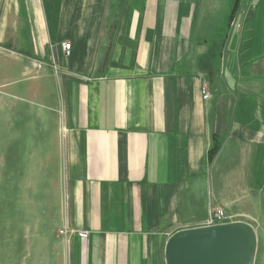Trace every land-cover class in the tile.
<instances>
[{
  "label": "crops",
  "instance_id": "crops-1",
  "mask_svg": "<svg viewBox=\"0 0 264 264\" xmlns=\"http://www.w3.org/2000/svg\"><path fill=\"white\" fill-rule=\"evenodd\" d=\"M222 2L0 0V50L27 66L13 98L49 110L60 168L12 264H167L215 209L254 229L264 264V0L213 43Z\"/></svg>",
  "mask_w": 264,
  "mask_h": 264
},
{
  "label": "rangeland",
  "instance_id": "rangeland-1",
  "mask_svg": "<svg viewBox=\"0 0 264 264\" xmlns=\"http://www.w3.org/2000/svg\"><path fill=\"white\" fill-rule=\"evenodd\" d=\"M222 3V12L211 21L216 29L213 43L225 40L241 4L240 0ZM5 54L6 59L0 58V264H12L11 254L26 250L30 208L42 206L46 195L50 199L60 168L50 139L57 123L42 106L13 98L11 72L20 69L22 74L27 66H17L11 62L20 59L17 55L0 50V57ZM29 86L27 75H21L20 90Z\"/></svg>",
  "mask_w": 264,
  "mask_h": 264
},
{
  "label": "water",
  "instance_id": "water-1",
  "mask_svg": "<svg viewBox=\"0 0 264 264\" xmlns=\"http://www.w3.org/2000/svg\"><path fill=\"white\" fill-rule=\"evenodd\" d=\"M257 236L244 223H230L178 233L171 240L167 264H254Z\"/></svg>",
  "mask_w": 264,
  "mask_h": 264
},
{
  "label": "built area",
  "instance_id": "built-area-1",
  "mask_svg": "<svg viewBox=\"0 0 264 264\" xmlns=\"http://www.w3.org/2000/svg\"><path fill=\"white\" fill-rule=\"evenodd\" d=\"M235 26V25H234ZM235 27H238L239 29L241 28V26L237 25ZM62 49L64 52V55L66 57H70L71 53H72V46L71 44L65 42L62 44ZM210 98V94L207 88H203V99L204 100H208ZM231 222V218H228L223 210L220 209H215L212 213L211 216V220L209 221V223L205 226V227H215V226H221V225H226V224H230ZM60 235L65 237V238H69V237H73V236H79L81 239H88L89 238V234L87 232H79L76 231L74 229H71L69 227L65 228L64 230L60 231Z\"/></svg>",
  "mask_w": 264,
  "mask_h": 264
},
{
  "label": "trees",
  "instance_id": "trees-1",
  "mask_svg": "<svg viewBox=\"0 0 264 264\" xmlns=\"http://www.w3.org/2000/svg\"><path fill=\"white\" fill-rule=\"evenodd\" d=\"M217 151H218V146H215V148L210 152V159H214L215 155L217 154Z\"/></svg>",
  "mask_w": 264,
  "mask_h": 264
}]
</instances>
